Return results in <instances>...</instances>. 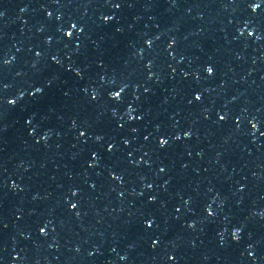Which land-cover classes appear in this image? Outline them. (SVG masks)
Here are the masks:
<instances>
[{
  "label": "water",
  "instance_id": "obj_1",
  "mask_svg": "<svg viewBox=\"0 0 264 264\" xmlns=\"http://www.w3.org/2000/svg\"><path fill=\"white\" fill-rule=\"evenodd\" d=\"M0 264H264V0H0Z\"/></svg>",
  "mask_w": 264,
  "mask_h": 264
},
{
  "label": "clouds",
  "instance_id": "obj_2",
  "mask_svg": "<svg viewBox=\"0 0 264 264\" xmlns=\"http://www.w3.org/2000/svg\"><path fill=\"white\" fill-rule=\"evenodd\" d=\"M209 69H211V68H209ZM209 69H208V71H209ZM211 71H212V69H211ZM211 71H209V72H211Z\"/></svg>",
  "mask_w": 264,
  "mask_h": 264
},
{
  "label": "snow or ice",
  "instance_id": "obj_3",
  "mask_svg": "<svg viewBox=\"0 0 264 264\" xmlns=\"http://www.w3.org/2000/svg\"><path fill=\"white\" fill-rule=\"evenodd\" d=\"M209 71H211V69H209Z\"/></svg>",
  "mask_w": 264,
  "mask_h": 264
}]
</instances>
